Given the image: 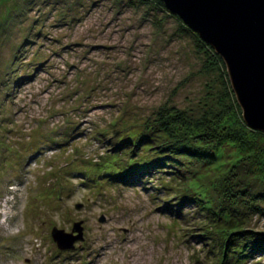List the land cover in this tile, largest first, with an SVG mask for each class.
<instances>
[{
  "label": "rangeland",
  "instance_id": "1",
  "mask_svg": "<svg viewBox=\"0 0 264 264\" xmlns=\"http://www.w3.org/2000/svg\"><path fill=\"white\" fill-rule=\"evenodd\" d=\"M141 1L0 0V264H264L224 256L226 157L128 141L223 87L179 18ZM242 223L264 231V215ZM75 225L84 239L59 249L53 229Z\"/></svg>",
  "mask_w": 264,
  "mask_h": 264
},
{
  "label": "trees",
  "instance_id": "2",
  "mask_svg": "<svg viewBox=\"0 0 264 264\" xmlns=\"http://www.w3.org/2000/svg\"><path fill=\"white\" fill-rule=\"evenodd\" d=\"M141 2L179 18L181 30L197 38L204 68L216 71L223 87L215 95V98L219 95L215 105H208L196 117L176 106H161L139 125L128 141L139 139L155 144L158 154L166 153V158H174V162L178 161L176 156L199 162L226 157L217 186L219 195L214 202L217 210L210 209L215 218L220 216L225 220V227L221 229L224 256L231 250L237 260L264 256V231L248 229L242 223L251 215H264V132L250 128L244 121L225 62L215 49L172 13L162 0Z\"/></svg>",
  "mask_w": 264,
  "mask_h": 264
},
{
  "label": "water",
  "instance_id": "3",
  "mask_svg": "<svg viewBox=\"0 0 264 264\" xmlns=\"http://www.w3.org/2000/svg\"><path fill=\"white\" fill-rule=\"evenodd\" d=\"M162 1L223 58L244 121L264 132V0ZM52 234L61 250L84 239L81 225Z\"/></svg>",
  "mask_w": 264,
  "mask_h": 264
}]
</instances>
